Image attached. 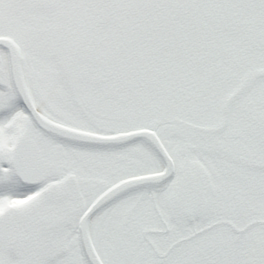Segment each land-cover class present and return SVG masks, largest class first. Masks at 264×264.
<instances>
[{
	"label": "snow or ice",
	"instance_id": "obj_1",
	"mask_svg": "<svg viewBox=\"0 0 264 264\" xmlns=\"http://www.w3.org/2000/svg\"><path fill=\"white\" fill-rule=\"evenodd\" d=\"M0 264H264V0H0Z\"/></svg>",
	"mask_w": 264,
	"mask_h": 264
}]
</instances>
